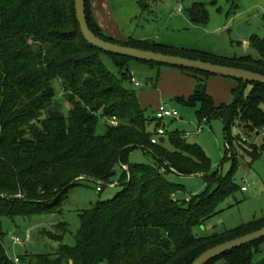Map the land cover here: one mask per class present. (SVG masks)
Here are the masks:
<instances>
[{
	"label": "trees",
	"instance_id": "16d2710c",
	"mask_svg": "<svg viewBox=\"0 0 264 264\" xmlns=\"http://www.w3.org/2000/svg\"><path fill=\"white\" fill-rule=\"evenodd\" d=\"M156 1L139 0V5L144 12ZM86 14L91 30L107 41L264 75V37L251 39L258 56H232L151 39L119 40L98 25L90 0H86ZM188 14L195 24L210 22L205 2H193ZM131 61L176 68L205 79L214 76L94 47L81 32L75 0H0V264H15L4 246L3 217L60 214L61 198L69 188L83 179L112 184L117 164L128 166L123 189L80 212L75 246L59 243L67 231V223L59 222L57 232H47L60 244L58 250L19 256L21 264H191L207 249L264 227L263 216L221 232L193 233L218 214L219 204L239 186L229 176L212 171L203 148L189 143L184 132L151 142L157 129L166 125L147 116L148 110L141 106L129 72ZM231 80L237 85L230 103L216 106L202 78H197L192 94L177 99L198 106L200 122L220 119L226 146L235 142L242 146V138H234L231 128L237 121L242 128H264V84ZM100 117L106 119L102 134L97 130ZM137 148L153 154L155 165L129 164L128 156ZM170 174L202 175L207 188L179 201L176 194L183 186L170 181ZM263 243L264 238L246 244L208 264H264V258L254 261Z\"/></svg>",
	"mask_w": 264,
	"mask_h": 264
},
{
	"label": "rangeland",
	"instance_id": "374dc122",
	"mask_svg": "<svg viewBox=\"0 0 264 264\" xmlns=\"http://www.w3.org/2000/svg\"><path fill=\"white\" fill-rule=\"evenodd\" d=\"M202 1L207 4L210 22L207 26L208 31L182 30V34L187 36L189 43H199L208 49L212 48L227 55H254L258 52L249 44L255 35L264 37V0H217L214 4L211 0H159L158 5L162 7L157 13L144 11L139 12L138 18H145L148 21L135 18L133 21L141 22V27L137 33H142V26H146L147 33H152L154 29L163 30L164 23L169 15L173 18L180 14L178 9L181 7L184 13L188 14V8L193 2ZM122 4V5H121ZM116 6H124L125 17L128 19L131 10L135 6V0H117ZM141 13V14H140ZM181 13L180 15H183ZM150 21V22H149ZM105 34H107L105 32ZM186 34V35H185ZM108 35V34H107ZM107 67L117 73L115 65L105 59ZM161 66H151L147 63L131 61L129 72L136 77L142 85L137 90L154 89L157 80L163 79ZM153 84V85H151ZM59 87L57 84L55 85ZM249 88L246 90L248 94ZM184 95V94H183ZM161 103L175 108L179 117L167 119L165 122L167 134L164 139H169L170 134L175 132L188 133V142L200 145L207 156L210 158L212 171H218L224 177H230L231 181L239 188L229 194L218 206V214L207 220L204 224L196 226L193 233L196 236H204L226 229L236 228L243 223H247L254 218L264 216V128L256 129L253 127L242 128L239 121L231 128V135L240 136L243 140L242 146L233 143L226 146V135L224 124L220 119L199 121L196 107L178 101L172 94L161 96ZM66 109L69 104L65 103ZM154 108L150 106L146 115L154 116ZM115 125L116 122H113ZM155 122L149 129L154 131ZM202 127V132L196 133L197 127ZM106 127V119L100 117L97 130L103 133ZM257 151H255L256 149ZM235 153V154H233ZM237 157L236 168L233 169L235 161L231 157ZM129 164H148L155 165L153 154L137 148L130 152L128 156ZM168 179L180 186H183L176 196L179 201H188L192 196L201 194L207 188V180L202 175L183 176L178 174L168 175ZM125 180V169L122 164H117L115 174L110 182L102 186L95 181L83 179L79 184L69 188L61 198L62 213L33 215L31 218L22 216L14 220L3 217V228L6 232L4 246L8 256L13 261L25 254L54 253L60 244L52 241L47 232H57L59 222L67 223V231L62 234L59 243L68 246H75L76 233L80 227V212L93 207L99 200H107L116 196L123 189ZM19 237L20 242H14L13 237ZM261 252L256 253L254 261L259 262L264 258V243L261 244ZM107 264V263H103ZM220 264V263H217Z\"/></svg>",
	"mask_w": 264,
	"mask_h": 264
},
{
	"label": "crops",
	"instance_id": "0c3cea01",
	"mask_svg": "<svg viewBox=\"0 0 264 264\" xmlns=\"http://www.w3.org/2000/svg\"><path fill=\"white\" fill-rule=\"evenodd\" d=\"M158 1L152 3L148 9L149 12L157 13V10L159 11L162 9V7L159 6L160 4L158 5ZM116 2L117 0H90L91 9L98 25L109 36L119 40H125L130 37L151 39L178 48L199 49L214 53L217 51L212 48H205L199 43H189V40L186 38L187 36H184V34H182L183 32H181L182 30H190L191 32L203 30L207 32L209 23L207 25L195 24L191 21L189 14L181 11L180 14L184 13L183 15L176 14L174 18L169 15L168 20L163 25V30L157 28L149 34L146 32L147 30H145L147 27L142 26L144 31L142 33H137L139 30L138 28L141 27V22L135 23L133 19H145L144 17L138 18L139 12L143 13L139 5V0H135V6L129 10L131 15L128 19L125 17V20L123 18L124 11H126L127 8H124V6L117 7ZM145 20L148 21V19ZM249 45L251 46V44ZM160 75H163L164 78L157 80L154 89L142 90L139 93V100L144 109L148 110L150 106H153L155 112L156 108L161 104V96L165 94H172L175 98L189 96L194 91L197 78L206 80L207 93L213 98L216 106L230 103L234 98L233 90L237 85L236 81L229 78L211 76L205 79L199 75L183 72L176 68H162Z\"/></svg>",
	"mask_w": 264,
	"mask_h": 264
},
{
	"label": "water",
	"instance_id": "95a60500",
	"mask_svg": "<svg viewBox=\"0 0 264 264\" xmlns=\"http://www.w3.org/2000/svg\"><path fill=\"white\" fill-rule=\"evenodd\" d=\"M75 10L81 32L85 40L94 47L106 53L128 57L139 61L154 62L166 66L201 71L214 76L242 80L245 83L257 82L264 84V75L251 70L216 64L199 59H191L180 55L164 54L161 52L144 50L107 41L97 36L91 30L87 20L86 0H75ZM262 238H264V227L207 249L191 264H208L210 261L226 252L261 240Z\"/></svg>",
	"mask_w": 264,
	"mask_h": 264
},
{
	"label": "built area",
	"instance_id": "2783aa9c",
	"mask_svg": "<svg viewBox=\"0 0 264 264\" xmlns=\"http://www.w3.org/2000/svg\"><path fill=\"white\" fill-rule=\"evenodd\" d=\"M178 11L181 12V11H182V8L180 7V8L178 9ZM132 83L134 84L135 87H141V86H142V85L137 81L136 77H133V78H132ZM155 117H156L157 120L162 121V122L165 123L167 119H175V118L179 117V113H178V111H177L175 108H172V107L168 106V105L165 104V103H161V104L158 106L157 110L155 111ZM204 121H206V120H204ZM166 132H167L166 127H164V126L159 127V128L157 129L155 135L151 138V142H152L153 144H156V143L159 141V139H160L161 137H163V136L166 135ZM200 132H202V127L198 126L197 129H196V133H200ZM188 136H189V134L186 133V134H185V137L187 138ZM123 168H124L125 170H128V166H126V165H123ZM111 185L113 186V184H111ZM102 186H103V185L100 184V187L98 188L99 191L102 190ZM13 240H14V242H20L19 237H15V236H14V237H13ZM14 263H15V264H21L19 257H17V258L14 260Z\"/></svg>",
	"mask_w": 264,
	"mask_h": 264
}]
</instances>
